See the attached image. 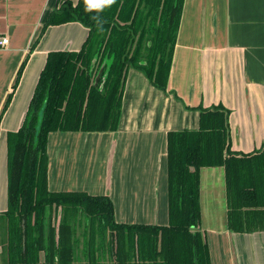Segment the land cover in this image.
Segmentation results:
<instances>
[{
  "label": "trees",
  "instance_id": "obj_1",
  "mask_svg": "<svg viewBox=\"0 0 264 264\" xmlns=\"http://www.w3.org/2000/svg\"><path fill=\"white\" fill-rule=\"evenodd\" d=\"M183 3L65 1L48 15L41 34L72 21L89 34L78 52L49 53L24 123L8 135V209L2 214L8 221L7 264H78L80 253L86 264H212L200 227L203 167L225 168L230 230L264 231V149L231 150L229 111L221 105L201 109L198 129L168 133L167 225L117 222L108 195L49 190L51 132L116 131L130 68L167 89Z\"/></svg>",
  "mask_w": 264,
  "mask_h": 264
},
{
  "label": "crops",
  "instance_id": "obj_2",
  "mask_svg": "<svg viewBox=\"0 0 264 264\" xmlns=\"http://www.w3.org/2000/svg\"><path fill=\"white\" fill-rule=\"evenodd\" d=\"M65 1L78 2L0 0V38L9 40L0 46L1 222L8 209V135L23 125L49 53L78 52L89 34L77 21L41 34ZM216 105L229 111L232 151L264 149V0H184L167 89L130 68L116 131L51 132L49 190L108 195L117 222L167 225L168 133L198 129L201 109ZM200 205L212 264H264V231L228 226L224 166L200 170Z\"/></svg>",
  "mask_w": 264,
  "mask_h": 264
},
{
  "label": "rangeland",
  "instance_id": "obj_3",
  "mask_svg": "<svg viewBox=\"0 0 264 264\" xmlns=\"http://www.w3.org/2000/svg\"><path fill=\"white\" fill-rule=\"evenodd\" d=\"M61 215H60V210L56 209L53 212V223L54 224H58V221L60 219ZM0 244L2 245V243L6 240V232H7V226H8V221L7 219H3L2 222L0 221ZM80 229V228H79ZM79 235H81V229L79 230ZM83 248V246H82ZM80 260L78 261V264H86V259L83 255V253H80ZM41 259H44V255L41 254ZM107 261V259L105 260ZM108 264L109 263V259H108ZM0 264H7V256H5V252H4V245H2V251L0 252Z\"/></svg>",
  "mask_w": 264,
  "mask_h": 264
},
{
  "label": "built area",
  "instance_id": "obj_4",
  "mask_svg": "<svg viewBox=\"0 0 264 264\" xmlns=\"http://www.w3.org/2000/svg\"><path fill=\"white\" fill-rule=\"evenodd\" d=\"M8 42H9V40H8L7 37H1V38H0V46L7 45Z\"/></svg>",
  "mask_w": 264,
  "mask_h": 264
},
{
  "label": "water",
  "instance_id": "obj_5",
  "mask_svg": "<svg viewBox=\"0 0 264 264\" xmlns=\"http://www.w3.org/2000/svg\"><path fill=\"white\" fill-rule=\"evenodd\" d=\"M101 72H102V69H101V71L99 72V74L97 76V80L99 79V76L101 75Z\"/></svg>",
  "mask_w": 264,
  "mask_h": 264
},
{
  "label": "clouds",
  "instance_id": "obj_6",
  "mask_svg": "<svg viewBox=\"0 0 264 264\" xmlns=\"http://www.w3.org/2000/svg\"><path fill=\"white\" fill-rule=\"evenodd\" d=\"M108 2H109V3H112V2H114V0H108Z\"/></svg>",
  "mask_w": 264,
  "mask_h": 264
}]
</instances>
